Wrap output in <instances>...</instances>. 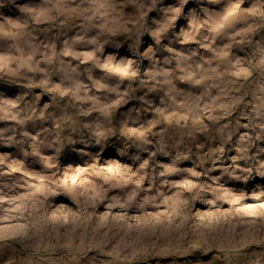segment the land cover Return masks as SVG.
Returning a JSON list of instances; mask_svg holds the SVG:
<instances>
[{
  "label": "clouds",
  "instance_id": "obj_1",
  "mask_svg": "<svg viewBox=\"0 0 264 264\" xmlns=\"http://www.w3.org/2000/svg\"><path fill=\"white\" fill-rule=\"evenodd\" d=\"M0 264H264V0H0Z\"/></svg>",
  "mask_w": 264,
  "mask_h": 264
}]
</instances>
